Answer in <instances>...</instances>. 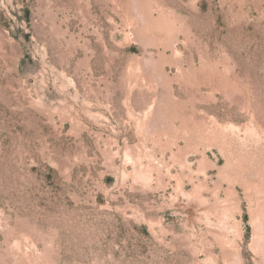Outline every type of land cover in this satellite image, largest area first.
<instances>
[{"label":"rangeland","instance_id":"374dc122","mask_svg":"<svg viewBox=\"0 0 264 264\" xmlns=\"http://www.w3.org/2000/svg\"><path fill=\"white\" fill-rule=\"evenodd\" d=\"M0 264H264V0H0Z\"/></svg>","mask_w":264,"mask_h":264}]
</instances>
